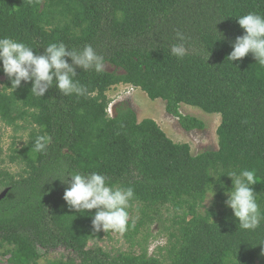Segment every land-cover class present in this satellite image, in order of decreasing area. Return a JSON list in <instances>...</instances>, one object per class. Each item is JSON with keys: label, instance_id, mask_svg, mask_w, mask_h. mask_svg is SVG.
<instances>
[{"label": "trees", "instance_id": "trees-1", "mask_svg": "<svg viewBox=\"0 0 264 264\" xmlns=\"http://www.w3.org/2000/svg\"><path fill=\"white\" fill-rule=\"evenodd\" d=\"M248 12L264 15V0H0V37L36 55L50 43L78 54L90 44L121 70L96 73L94 65L85 70L65 56L86 92L64 95L53 77L39 97L33 80L13 90L0 63V121L27 135L8 155L17 172L0 160V255L9 264H39L58 247L68 253L47 264H264V218L245 230L226 204L228 173L254 170L251 187L264 216V65L251 52L227 58L244 34L236 17ZM177 31L187 38L182 59L170 50L179 43ZM119 84L163 99L185 130L203 123L182 114L181 103L219 113L217 149L191 153L153 118L138 120L126 101L109 114L107 93ZM38 136L46 139L42 152L35 150ZM91 172L110 186L134 189L128 251L105 250L98 242L109 230L101 224L93 231L98 209L77 212L63 198L73 173ZM208 194L217 205L205 206ZM159 235L166 241L150 254L149 242Z\"/></svg>", "mask_w": 264, "mask_h": 264}, {"label": "clouds", "instance_id": "clouds-1", "mask_svg": "<svg viewBox=\"0 0 264 264\" xmlns=\"http://www.w3.org/2000/svg\"><path fill=\"white\" fill-rule=\"evenodd\" d=\"M236 18L244 29V34L236 37L233 50L227 56L228 60L239 61L251 52L256 62L264 65V15L248 12ZM176 36L179 43L171 45V54L182 59L187 55L185 47L187 38L179 31ZM65 56H71L74 63L83 66L85 70L93 68V65L96 73L104 70L105 58L98 55L90 44L84 45L78 54L76 51H66L63 42L50 43L45 54L36 55L33 47L8 36L0 37V63L4 73L11 80L13 90L19 87L21 80H33L31 92L43 97L47 87L54 83L55 77L56 87L64 95H70L72 92L83 95L86 89L73 79L74 69L64 59ZM34 146L36 151H44L45 137L38 136ZM63 173L57 177L63 179ZM228 175L233 177V188L226 204L233 210L239 227L245 230L256 228L264 216L251 187L257 182L255 171L244 169L239 174L230 172ZM63 198L77 212L98 209L92 221L94 232H99L102 224L104 232L113 230L123 233L127 228L129 219L127 209L129 201L134 198V189L110 186L106 183L105 176L98 172H91L87 177L73 173L71 185L65 190Z\"/></svg>", "mask_w": 264, "mask_h": 264}, {"label": "rangeland", "instance_id": "rangeland-1", "mask_svg": "<svg viewBox=\"0 0 264 264\" xmlns=\"http://www.w3.org/2000/svg\"><path fill=\"white\" fill-rule=\"evenodd\" d=\"M103 67L108 71H121L119 69H115V67L108 62H105ZM131 87L132 86H116L112 87L108 91L107 94L109 98L112 99L111 105H109L112 113V107L115 103L119 101H126L136 111L138 120H142L143 118H153L167 134V136L173 141L187 142L190 145L191 153L197 154L203 150L217 149L218 144L216 129L221 119V115L219 113H208L196 106L181 103L179 110L182 114L194 116L203 123V129L185 130L180 126L178 118L166 112L165 101L163 99H151L140 88L133 87L132 89ZM128 91L130 93H128ZM26 137V130L19 129L17 131H13L9 126H6L2 121H0V160H2V167L7 168L11 172H17L19 170V165L10 162L8 160V155L11 152V146L20 147L24 143ZM2 194H0V197ZM211 195L212 194L207 195L204 202L205 206L213 204L217 205V201L213 195ZM159 228V224L152 225V234L158 235ZM165 241V235H159L156 239H152L149 242L148 252L150 254L153 253L157 246H162ZM98 244L113 254L118 251H128L132 245L128 238L125 237L124 232L120 233L113 230H109V233L104 235ZM133 248H135V251L138 250L136 246H133ZM67 253L68 252L61 247L50 250L39 260V264H47L48 260L56 259L62 255H66ZM0 264H9L6 256L0 255Z\"/></svg>", "mask_w": 264, "mask_h": 264}, {"label": "crops", "instance_id": "crops-1", "mask_svg": "<svg viewBox=\"0 0 264 264\" xmlns=\"http://www.w3.org/2000/svg\"><path fill=\"white\" fill-rule=\"evenodd\" d=\"M117 86H126V87H127L128 84H124V85H123V84H119V85H117ZM115 87H116V86H115Z\"/></svg>", "mask_w": 264, "mask_h": 264}, {"label": "built area", "instance_id": "built-area-1", "mask_svg": "<svg viewBox=\"0 0 264 264\" xmlns=\"http://www.w3.org/2000/svg\"><path fill=\"white\" fill-rule=\"evenodd\" d=\"M132 88V87H131ZM133 89V88H132ZM128 93H130L129 91H128ZM109 105H111V104H109ZM108 111L111 113V109L110 108H108Z\"/></svg>", "mask_w": 264, "mask_h": 264}]
</instances>
